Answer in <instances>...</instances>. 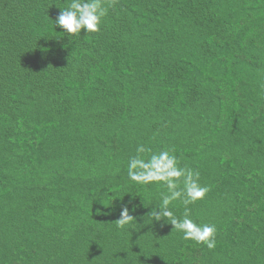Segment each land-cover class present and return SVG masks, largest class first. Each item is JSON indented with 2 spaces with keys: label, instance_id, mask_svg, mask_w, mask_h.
<instances>
[{
  "label": "trees",
  "instance_id": "16d2710c",
  "mask_svg": "<svg viewBox=\"0 0 264 264\" xmlns=\"http://www.w3.org/2000/svg\"><path fill=\"white\" fill-rule=\"evenodd\" d=\"M68 3L0 0V264H264V0H105L72 36ZM141 144L199 170L214 249L155 220Z\"/></svg>",
  "mask_w": 264,
  "mask_h": 264
},
{
  "label": "clouds",
  "instance_id": "9594fccd",
  "mask_svg": "<svg viewBox=\"0 0 264 264\" xmlns=\"http://www.w3.org/2000/svg\"><path fill=\"white\" fill-rule=\"evenodd\" d=\"M115 3V0H111ZM59 16L54 20L55 26H60L69 36L86 33H95L100 30L104 18L108 15V7L105 0H69L68 7L61 8ZM151 153L144 159L140 154ZM127 173L131 181L137 184H150L162 182L167 187V193L161 194L159 207L152 212L155 220L165 219L173 225V231L182 233L184 240L195 241L204 244L208 249H214L217 244V229L214 224L198 223L192 217L190 205L205 199L211 190L206 184H202L199 170H194L187 165H181L178 158L168 150L158 153L141 144L136 148V155L128 160ZM182 184V187L180 185ZM173 201H181L184 211L181 217H177L171 210ZM134 217L129 214L125 206L116 220L118 228H123Z\"/></svg>",
  "mask_w": 264,
  "mask_h": 264
}]
</instances>
